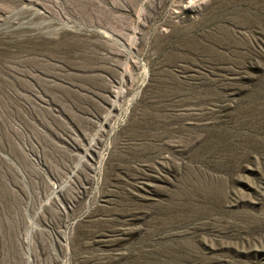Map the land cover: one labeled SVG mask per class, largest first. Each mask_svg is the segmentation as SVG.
I'll list each match as a JSON object with an SVG mask.
<instances>
[{"label":"rangeland","instance_id":"1","mask_svg":"<svg viewBox=\"0 0 264 264\" xmlns=\"http://www.w3.org/2000/svg\"><path fill=\"white\" fill-rule=\"evenodd\" d=\"M0 264H264V0H0Z\"/></svg>","mask_w":264,"mask_h":264}]
</instances>
